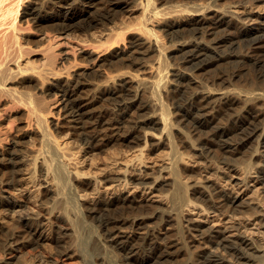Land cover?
Masks as SVG:
<instances>
[{
  "label": "bare ground",
  "instance_id": "obj_1",
  "mask_svg": "<svg viewBox=\"0 0 264 264\" xmlns=\"http://www.w3.org/2000/svg\"><path fill=\"white\" fill-rule=\"evenodd\" d=\"M130 1L0 0V210L16 207L17 203L10 198L16 194L14 190L25 176L37 187L32 192L37 193L34 197L45 198L43 200L51 198L50 206L49 200H46L47 209L19 218L12 228L4 233L0 232V264H29L27 262L33 260L30 256L35 255L36 250L43 251L44 244L48 241L47 233L45 234L48 231V226L45 228L47 224L55 225L49 229L53 238L49 240L51 243L48 242L49 245H54L55 251L43 253L37 264H121L117 261L116 254L120 255L122 264H164L175 245L172 246V242L166 240L167 235L166 238L159 235L156 225H149L153 219L157 221V226L164 223L171 225L179 234V239L173 244H179L181 250H190L192 241L189 242V239L197 235L204 239V244L209 245L210 249H204L203 244L198 243L196 250L199 248L200 251H188L189 257H186L184 264H264V251L263 255H256L258 250L252 240L240 237L228 241L213 229L204 231L206 229L192 226L191 219L184 214V207H189L190 204H199L207 211L213 208L222 212H235L238 202V197L231 190L220 188L215 181L209 183L201 179L193 183L187 182V177L190 179L200 174L188 166L186 158L189 155L232 166L236 151L252 145L254 159H264V121L260 119L264 111L257 109L262 107L258 106L260 102L264 103L263 81L259 82L263 85L255 80L241 85L233 82L237 84L236 88L229 90L216 87L218 79L215 77L206 84L196 78L198 72L216 62L238 60L235 62L239 63L234 64L233 70L227 74L231 82L238 76L237 65H246L249 56L252 62L261 63L264 59V25L257 23L258 18L240 16L229 7L207 10L199 7L200 5L195 6V3L189 4L191 0H182L175 1L176 4H172V7L175 6L170 11L171 6L167 9L162 4L165 8L160 6L161 9L156 0H139L143 7V17L150 23V27L148 24L139 25L140 20L135 22L137 26L135 23V26H129V22V25L125 24L127 20L123 21L125 25L121 24L123 27H119L120 29L114 25L115 28L108 30L105 26L109 23L111 25L116 14L130 6ZM163 1L165 0L159 3ZM166 1L169 4L170 1ZM240 1L252 4L257 0ZM94 6L95 11L91 10ZM191 8L192 13L200 12V15L183 20ZM168 13H171V19L166 15ZM160 14L163 17H159ZM162 22L164 23L158 30L152 28ZM99 24H103L108 30L105 33L107 41L101 42L99 37V45L95 46L96 49L91 54L87 53L91 59L83 60L87 57L84 55V58L80 56L82 59H78L74 54L78 51L77 46L71 41V34L78 29L89 34ZM133 29L136 32L140 30L141 34L126 44L128 31L132 30V33ZM183 31H187L190 37L179 38L180 43L176 49L178 55L169 56L168 47L163 43V35H168L172 41ZM151 35L155 37L152 38ZM84 46L81 43V48ZM91 48L93 50L94 47ZM150 52L157 54V66H145L146 73L135 82L121 77L124 68L144 64L141 59ZM151 55L155 57L154 54ZM177 56L180 65L178 68H171L174 65H170L168 59ZM143 64L142 66L145 65ZM104 65L120 73H106L109 70L107 66L106 71L102 68L103 71H100V67ZM92 74L101 78L104 74L106 76L103 81L98 78L100 82L92 78L96 81L93 80V86L88 83ZM224 76L222 74L217 78ZM192 85L196 88L190 89ZM88 86L94 87L92 94L89 93ZM146 92L155 100L154 111H150L153 105L143 100ZM59 93H62L61 98ZM89 99L93 102H89ZM96 99H107L112 108L99 111L94 105L91 107ZM243 101L245 106L242 105L240 112L232 110ZM61 112L64 114V118L61 117L64 122L59 121L61 118L57 119L58 116L55 118ZM134 115L137 117L132 118ZM219 115L226 117L221 121L222 119H218ZM216 120L219 122L216 123ZM69 134L74 138L72 144L69 143L71 141L62 139ZM159 145L170 148V156L165 150L170 157L166 156L169 161L166 160L168 162L163 168L151 173L141 169L144 174H151L147 180H139L133 175L136 171L135 168L131 169L134 165L130 166L133 161L126 165L123 174L106 175L104 172L103 177L96 176V171H92L95 174L89 170L87 171L91 174L84 173L78 167L81 163L80 155L86 149L104 150L114 146V149L117 148L124 154L127 148H134L137 163L140 161L145 164L147 149ZM117 155L115 154L116 157ZM252 160L253 158L249 166L256 161ZM71 163L78 165L71 169ZM260 172L264 181V168ZM219 173L221 172L215 171L218 176ZM165 174L169 175L168 179L158 182ZM38 176L43 177V181H37ZM108 182L115 184L116 191L133 185L144 190L155 188L163 191L164 195L166 192L165 198L164 195L161 198H167L169 207H163L167 208L163 212H150V215L133 213L134 210L130 209L128 203L134 200L121 193L111 200L98 199L92 206L83 201L85 199L82 198L87 197L88 193L86 186L109 185ZM48 183H52L51 187H42ZM89 219L96 221V226L103 232L101 235L95 234V225L90 224ZM141 225L146 230L140 240L134 233L123 231L125 227L135 229ZM62 240L65 245L61 244ZM212 248H221L224 254ZM30 264H34L33 261Z\"/></svg>",
  "mask_w": 264,
  "mask_h": 264
},
{
  "label": "rangeland",
  "instance_id": "obj_2",
  "mask_svg": "<svg viewBox=\"0 0 264 264\" xmlns=\"http://www.w3.org/2000/svg\"><path fill=\"white\" fill-rule=\"evenodd\" d=\"M130 1V0H129ZM132 1V3H130L129 5L130 6H128L127 7V9L125 8L124 10H123V12H122V14H121V12H118V13H120V14H116V17H115V20L117 19V21H113L112 23H111V25H110V23H109V25H106L105 27L106 28H108V30H109V28H115V26L117 27V28H121V27H123L121 24H123V21H127V23H125V24H127V25H129L128 24V22L130 23V25L129 26H135L133 23H137L138 22V20H140V22H138V23H140L139 25H147L148 24V26L150 27L151 25H150V23H148V22H146L145 21V16H144V14H143V10H142V4L140 3V2H138L139 0H137L136 2H135V0L133 1V0H131ZM130 1V2H131ZM158 1V2H157ZM160 1H162V0H156V2L159 4L158 5V7L159 8H161L162 9V7H160V6H164V5H166V8L168 9V7H170L171 6V8L172 9H170V11H172L173 10V8H174V6L175 5H173V7H172V4H176V2L177 1H182V0H173V1H171V0H168V1H170L169 2V4H168V2L165 0V1H163L161 4L159 3ZM176 1V2H175ZM185 1V0H184ZM186 1H190V0H186ZM185 1V2H186ZM225 3H224V2ZM234 1V2H233ZM229 0V1H225V0H191L190 2H189V4L190 3H192V5L194 4L195 6H199V7H202L203 9H217V8H230L231 9V11H233V12H235L236 14H239L240 16H252L253 18H258V22L257 23H260L261 25H264V0H257V1H253L252 2V4L251 3H249V2H244V4H243V1H238V0ZM97 2V1H96ZM95 2V3H96ZM133 2H135V6H134V3ZM214 2H216V5H215V3ZM229 2V3H228ZM231 2H233V3H231ZM236 2H238V3H236ZM242 4H241V3ZM97 3H99V2H97ZM138 3V4H137ZM197 3V4H196ZM239 3H240V5H239ZM249 3V4H248ZM162 4H164V5H162ZM171 4V5H170ZM232 4V5H231ZM99 5V4H98ZM141 5V6H140ZM168 5V6H167ZM223 5V6H222ZM232 6V7H231ZM131 7V8H130ZM139 7V8H138ZM205 7V8H204ZM163 8H165V6L163 7ZM129 9V10H128ZM222 9H220V10H222ZM91 10H94L95 11V6H94V9L92 8ZM142 11V12H141ZM192 11H193V9L191 8V11H189L190 13H186L187 14V17H185L184 16V19L183 20H186L187 18H192V17H196V16H199L200 15V12L199 13H196V12H193L192 13ZM139 12V13H138ZM117 13V12H116ZM145 13V12H144ZM196 13V14H195ZM139 14H140V16H139ZM194 14V15H193ZM146 15V14H145ZM167 16H169L168 18H172V16H171V13H168V14H166ZM142 16V17H141ZM144 16V17H143ZM167 16H164V18L166 17L167 18ZM118 17H120V19L118 18ZM124 17V18H123ZM135 17V18H134ZM140 19H139V18ZM159 17H163V15L162 14H160L159 15ZM131 18H132V20L134 21H132L131 20ZM134 18V19H133ZM170 18V19H171ZM130 19V20H129ZM136 19V20H135ZM121 21V22H120ZM131 21H132V24H131ZM141 21L143 22V23H145V24H143V23H141ZM162 21V20H161ZM116 22L118 23V24H116ZM135 23V24H136ZM164 22H162V23H160V24H158L157 26H154V27H152V28H154V30H158V27L160 28L161 27V25L163 24ZM125 24H123V25H125ZM115 25V26H114ZM121 25V26H120ZM138 24H136V26H137ZM103 24H99L98 26H95V27H93L90 31H89V34H86V32L84 31V30H82V29H78L77 31H75V32H73L71 35H72V37L70 36V38H71V41L73 42V44L75 45V46H77L76 47V49L79 51H76V53H74L76 56H78V59H82V57H83V55H84V57L85 56H87V57H83L84 59L83 60H90L91 59V57L89 58V56H90V52L91 51H94L95 49H96V45L98 44L99 45V43L100 42H98V40L99 41H101V39H102V41L101 42H105V41H107L106 40V34L108 33V30H106L105 29V27H104V29H103ZM108 26V27H107ZM99 27V28H98ZM119 28V29H120ZM103 30V31H102ZM95 32V33H93V32ZM100 31V32H99ZM102 31V32H101ZM131 31L132 30H130V31H128V34H127V37H126V40H125V42H126V44L128 43L129 44V42L131 41V40H133L134 38H136L139 34H141V32H140V30L139 31H137V32H140V33H137L136 32V30L135 29H133V32L131 33ZM90 32H91V34H90ZM97 32V33H96ZM107 32V33H106ZM106 33V34H105ZM131 33V34H130ZM76 34V35H75ZM78 34V35H77ZM85 36H84V35ZM94 34H97V35H94ZM189 33L187 32V31H183L181 34L180 33H178L177 34V38H175L174 40H170L169 39V36L168 35H166V36H164L163 35V43L168 47V50H167V53H169V56H175V54H177L178 55V53H176V49L178 48V45H179V43H180V40H179V38L180 39H182L183 37L185 38L186 37V39H188V37H190V35H188ZM86 35H87V37H86ZM93 35V36H92ZM100 35V36H99ZM66 36V35H65ZM76 36H78L77 38H76ZM98 36V37H97ZM101 39H100V38ZM106 37V38H105ZM151 37L152 38H154L155 37V35H154V37L151 35ZM79 38H81L82 40H80ZM83 38H84V40H83ZM183 38V39H184ZM79 40L78 42H77V40ZM89 41V42H87V40ZM92 39V40H91ZM94 39V40H93ZM105 39V40H104ZM91 40V41H90ZM176 40V41H175ZM76 41V42H75ZM84 41H86V43L84 42ZM94 41V42H93ZM94 43V46H91V44H93ZM98 42V43H97ZM77 43L79 44L80 43V45L78 46L77 45ZM81 43L83 44V46L84 45H86V46H84L83 48H81ZM90 44L89 46H88V44ZM97 45V46H98ZM88 46V48H86ZM91 47H94L93 48V50H92V48ZM172 47V48H171ZM80 48V49H79ZM84 48H86V49H84ZM174 48V49H173ZM84 49V50H83ZM83 50V51H82ZM170 50V51H169ZM173 50V51H172ZM88 51V52H87ZM85 53V54H84ZM87 53H90V54H87ZM80 54V55H79ZM151 54H154V58H153V55H151ZM152 57H151V56ZM41 56V55H40ZM39 56V57H40ZM80 56H82L81 58H80ZM148 56H149V58H148ZM158 56H157V54H155V53H153V52H150L148 55H146L145 56V58L144 59H141L142 60V62H144V64L143 63H141V65L140 64H135V66H133V65H131L130 67H126V68H124V74H122L123 76H121L122 78L124 77V78H127V79H132V81L133 82H135V81H137V79H138V77H142V76H144L143 74H145L146 73V70H145V66H148V67H150V66H153V65H155V66H157L158 65V58H157ZM151 58H153V59H151ZM171 58H172V60H171ZM170 59H168L169 60V62H170V65H174V66H170L171 68H178L179 67V65H180V61H179V58H178V56L177 57H171ZM174 58H176V59H174ZM251 57L249 56V58L247 59L248 60V62H247V64L246 65H237V72H238V76L237 77H235V78H233L234 80H232L231 82H232V84H231V82H230V77H227V74L228 73H230L232 70H233V68L235 67V65L234 64H238L239 62H235V61H238V60H230V62L228 61V63H227V61H222V62H216V63H214L213 65H211L209 68H206V69H204V70H202V71H200V72H198V74H196V78L200 81V82H203V84H206V83H209L210 81L209 80H211L212 79V77L214 78H216V79H218L217 80V83L215 84V86L216 87H221L222 89H229V90H233L234 88L233 87H235L236 88V85L237 84H235V83H238L239 85H241V84H246V83H248V82H251V81H254L255 80V82L256 83H258V84H261V83H263L264 84V59H263V61L261 62V63H255V62H252L251 61V59H250ZM263 58V57H262ZM145 59H147V60H145ZM140 60V61H141ZM177 61V62H175V61ZM155 61V62H154ZM174 62L175 64H172V63ZM225 62V63H224ZM177 63H179V64H177ZM142 64L144 65V66H142ZM254 64V65H253ZM107 65H104V67L103 66H101L100 67V71H106V69L105 68H109V66H107ZM139 66H141V67H139ZM133 67H134V69H133ZM103 70H102V69ZM107 68V69H108ZM130 68H131V70H130ZM137 68V69H136ZM139 68V69H138ZM141 68V69H140ZM239 68V69H238ZM249 68V69H248ZM111 68H109V70H110ZM127 69V70H126ZM106 71V73H111L112 74V72L114 73H116V71H114L113 69L112 70H110V71ZM126 70V71H125ZM138 70V71H137ZM140 70V71H139ZM142 70L144 71V72H142ZM135 71V72H134ZM210 71V72H209ZM255 71V72H254ZM127 72V73H126ZM128 72H129V74H128ZM138 72V73H137ZM202 72V73H201ZM220 72V73H219ZM93 73V72H92ZM114 73V74H115ZM120 72L118 71L117 73H116V75H118ZM122 73H123V71H122ZM131 73V74H130ZM205 73V74H204ZM93 74H95V73H93ZM93 74H92V77L89 79V81H88V83H92L93 84V86H94V84L95 83H93V80L95 79H97L96 81L97 82H100L99 81V79L101 78V77H96V76H93ZM113 74V75H114ZM128 74V75H127ZM136 74H138L137 76H136ZM225 75L223 78H217V76L219 77L220 75ZM256 74H257V76H256ZM127 75V76H126ZM132 75H133V77H132ZM197 75H199V76H197ZM215 75V76H214ZM217 75V76H216ZM105 74H104V77H102L101 78V80L103 79L104 80V78H105ZM126 76V77H125ZM131 76V77H130ZM136 76V77H135ZM255 76V77H254ZM96 77V78H95ZM120 77V76H119ZM136 79H135V78ZM210 77V78H209ZM227 79H226V78ZM247 79H246V78ZM250 77V78H249ZM252 77V78H251ZM254 77V78H253ZM92 78H94V79H92ZM99 78V79H98ZM229 78V79H228ZM263 78V79H262ZM133 79H135V80H133ZM244 79V80H243ZM253 79V80H252ZM94 80V82H96ZM102 80V81H103ZM205 80V81H204ZM208 80V81H207ZM223 80V81H222ZM238 80V81H237ZM259 80V81H258ZM261 80L263 81V82H261ZM227 81V82H226ZM229 81V82H228ZM240 81V82H239ZM244 81H245V83H244ZM219 82V83H218ZM233 82H235V83H233ZM259 82H261V83H259ZM87 83V82H86ZM92 84H90V85H92ZM219 84V85H218ZM230 84V85H229ZM263 84H261V85H263ZM223 85V86H222ZM234 85V86H233ZM93 86H91L90 88H91V90H90V88H89V86H88V88H89V93H93L92 91H93V89H94V87ZM227 86V87H226ZM95 87H96V85H95ZM193 87L194 88H196L194 85H192V87H190V89H193ZM224 87H226V88H224ZM230 87V88H229ZM87 93V92H86ZM62 93H59V98H61V95ZM147 94V95H146ZM148 96V97H147ZM145 97V98H144ZM149 98V99H148ZM143 100H145L147 103H149V104H152L153 105V103H155V100H153V98L152 97H150V94H149V92L147 93H145L144 94V96H143ZM151 100H153V101H151ZM90 101H92L91 99H89V102ZM104 101H106V102H104ZM108 100L106 99H96L95 101H94V103H88V104H91L90 106L92 107V105H94L95 107H96V109L97 110H110V108H112V104H111V102L110 101H108ZM144 101V102H145ZM61 102H62V100L61 101H59V103L61 104ZM102 102H103V105H102ZM145 102V103H146ZM242 103H244V101L243 102H241V103H239V104H236L233 108H232V110L233 111H235V112H240V109L242 110V108H243V106H245L244 104H242ZM101 104V105H100ZM102 106V107H99V106ZM108 105V106H107ZM243 105V106H242ZM110 106V107H109ZM151 106V105H150ZM258 106H262V107H257V109L258 110H262V111H264V103L262 104V102H260V104L258 105ZM90 107V108H91ZM103 107H105V109L103 108ZM106 107H108V108H106ZM152 107V108H151ZM150 107V111H154V109H155V106L153 105V106H151ZM98 108H101V109H98ZM173 109H174V107H172ZM261 108V109H260ZM57 116H58V118H57ZM61 117H63L64 118V114H63V112H61L60 113V115L59 114H57L56 116H55V118H57V119H59V118H61ZM135 117H137V115L135 116H133L132 118H135ZM225 117H226V115L225 116H221V115H219V120L220 119H222L221 121H223L224 119H225ZM63 118H61V119H59V121H61V122H64V120H63ZM260 119L262 120V121H264V114L260 117ZM217 122H219L218 120H216V123ZM66 125H68V124H66ZM178 128V127H177ZM156 132V134H158L157 132L158 131H155ZM70 137V138H69ZM65 138V139H64ZM63 140H67V141H71V142H69L70 144H72L73 143V139L74 138H71V135L69 134V136L67 137V136H63V138H62ZM73 140V141H72ZM77 145V144H76ZM249 146V147H248ZM248 146H246V147H244V148H241L238 152L236 151V153L234 154V158L236 159H234L233 158V162L235 163L236 162V164H234V163H232V166H229L228 164H225V163H221V161H220V164H218L216 161L214 162V160L212 159V161L213 162H211V159L209 160V159H204L203 157H200V158H198V156L196 155V156H194L193 155V158H192V155H189L187 158H186V161H187V164L189 163V165L188 166H190V168H192L193 169V171H195V172H197V173H200L199 175L197 174L196 175V177H193V178H186V181L187 182H190V183H193L194 181H200L201 179H203L202 181H205V182H209V183H211V182H217L218 184H219V186H220V188H222V189H224V190H231L233 193H234V195L235 196H237L238 198V202H237V205H236V210H235V212H234V210H231V211H228V212H222V211H220V210H215V209H213V208H211V209H208V211H207V209H205V208H203V206L201 207V205H199V204H190L189 205V207L188 206H186V207H184V214L187 216V218H190L191 219V225L192 226H194V227H197L198 229H201V230H204V229H206V230H204V231H207L208 229L209 230H212L213 229V231L215 232L216 231V233L218 232H220V234L224 237V238H226L228 241H234V240H236V239H238V238H240V237H243L244 239H247L248 241H251L252 240V242L254 243V246L257 248V250H258V252L256 253V255H258V256H261V254L263 255V251H264V181H263V179L261 178V172H260V170H262L264 167H262V164L264 163V159H262V158H256L255 157V159H254V148L252 147V145H248ZM165 147V148H164ZM252 147V148H251ZM115 147L113 146V148L112 149H114ZM138 148V147H137ZM167 148V149H166ZM112 149H110V148H107V149H104V150H102V149H99V150H93V151H89V149H88V151H86V150H83L82 151V153H81V155H80V158H81V160H80V164L82 165H78V164H75V166H74V163H71V165H70V167H71V169H73V168H75L76 167V165H78V167L79 168H81V170H82V172H84V173H90V172H92V171H96L95 173H97V174H95V173H93V174H95L96 176H99L100 177V175H101V177H103L104 176V172H105V174L107 173V174H110V173H112V174H110V175H115L116 173H118V175H120V174H123L124 173V171H125V168H126V165H128L131 161H133L132 163L133 164H130V166L131 165H134V166H132L131 167V169H134L135 168V170L136 171H134L133 172V175H135V177L137 178V179H139V180H147V179H149L151 176V174H144L143 172H141V169H146V172L148 171V172H150L151 173V171H155V170H158V169H161V168H163L167 163L166 162H168L169 161V159H167V157L166 156H170V148L169 147H167V146H155L154 148H150L149 150L147 149V152H148V158L145 160V164H141L140 163V161H139V163H137V159L136 158H134L135 157V149L134 148H132V149H130V148H127L128 150L127 151H124L125 153L123 154V151H121V150H119V149H114L113 150V152H112ZM250 149V150H249ZM108 150H110L109 152H111V154L109 155V153H108ZM165 150H166V152L168 153V155L165 153ZM104 153H103V152ZM117 151H119L118 153H117ZM134 151V152H133ZM98 152V153H97ZM102 154H100V153ZM84 153V154H83ZM86 153V154H85ZM96 153H97V155H96ZM106 153H108V154H106ZM120 153H122L121 155H119ZM164 153V154H163ZM190 153V152H189ZM105 154V155H104ZM115 154L117 155V157L115 156ZM190 154H192V152L190 153ZM96 155V156H95ZM93 156V157H92ZM112 156H114V157H112ZM168 156V157H169ZM99 157V158H98ZM103 157V158H102ZM104 157H106V158H104ZM112 157V158H111ZM196 157V158H195ZM251 157V158H250ZM170 158V157H169ZM253 158V160L252 161H255L254 162V164L253 165H251V166H249V164H250V161H251V159ZM115 159H117L116 161H115ZM135 159V160H134ZM188 159V160H187ZM137 160V161H136ZM166 160H168V161H166ZM189 160H190V162H189ZM206 160H208V161H206ZM261 160V161H260ZM238 161V162H237ZM118 162H120V163H118ZM122 162V163H121ZM247 162V163H246ZM261 162V163H260ZM113 163H115V164H113ZM124 163V164H123ZM127 163V164H126ZM212 163V164H211ZM216 163V164H215ZM243 163V164H242ZM122 164V165H121ZM141 164V165H140ZM208 164V165H207ZM236 166H234V165ZM258 164V165H257ZM217 165V166H216ZM227 165V166H226ZM101 166V167H100ZM104 166V167H103ZM114 166V167H113ZM136 166V167H135ZM200 166V167H199ZM207 166V167H206ZM222 166V167H221ZM97 167H99V168H97ZM195 167V168H194ZM213 167V168H212ZM232 167V168H231ZM244 167V168H243ZM151 168V169H150ZM154 168V169H153ZM235 168V169H234ZM102 169V170H101ZM105 169V170H104ZM123 169V170H122ZM245 169V170H244ZM246 169H248L247 171H246ZM87 170H89L90 172H88ZM98 170H100V172H97ZM123 172H122V171ZM138 170V171H137ZM216 170H218V172H221V173H219V176H218V174H215V171ZM220 170V171H219ZM250 170V171H249ZM87 171V172H86ZM109 172V173H108ZM202 172V173H201ZM210 172V173H209ZM102 173H103V175H102ZM114 173V174H113ZM142 173V174H141ZM228 173V174H227ZM91 174V173H90ZM106 174V175H107ZM144 174V175H143ZM221 174V175H220ZM146 175V176H145ZM216 175V176H215ZM226 176V177H225ZM25 177H27V176H25ZM23 178L22 179V181H20L21 183H19V185L17 186V188H16V190H14V193H16L15 195H17L18 197H16L15 195H11V200H13L14 202H16L17 203V205H16V207L14 208V207H11V210L10 209H8V210H0V232H2V233H4V232H6L9 228H12L13 226H14V223H16L17 222V220H19V218H23V217H25V216H31V215H35L36 214V212L38 213L39 212V210H44L45 208L47 209L48 207H47V205H48V202L50 203L48 206H50L51 205V198H46V200H49L48 202H46V200H43V199H45V198H37V196L36 197H34L37 193H32L33 191H35L36 189H37V187H35V186H33V183L31 182V180L30 179H28V177L27 178ZM168 177H169V175H167V174H165V179L163 178V179H159L158 180V182L159 181H161V182H163V181H165L166 180V178L168 179ZM199 177H201V178H199ZM209 177V178H208ZM220 179H219V178ZM40 178V179H39ZM218 178V179H217ZM199 179V180H198ZM210 179V180H209ZM38 180H40V181H43V177H40V176H38L37 177V181ZM193 180V181H192ZM218 180V181H217ZM221 180V181H220ZM230 180V181H229ZM201 181V182H202ZM109 183V185L106 183V184H100V186H98V187H96L94 184L93 185H88V186H86V187H88V193H87V197H85V198H82V199H85V200H83L84 202H86V204H88L89 206H92V205H94L93 203H95V201L96 200H98V199H104V200H111V199H113V197H115L116 195H118V194H125L126 196H128V197H130L131 199H133L134 201L132 202V203H128V205L130 206V209L131 210H134L133 211V213H143V214H145V215H150L152 212L154 213H156V212H163V210L164 209H167L169 206H168V204H169V202H168V200H167V198L164 200V198H165V196H166V192H165V195H164V192L163 191H161V190H157V189H155V188H151L150 190L149 189H146V190H144L142 187H140V186H133V185H128L127 187H126V189H122L121 191L120 190H118V191H116L115 190V188H114V186H115V184L114 183H110V182H108ZM112 184V185H111ZM114 184V185H113ZM26 185V186H25ZM50 186L51 187V185H52V183L50 184V183H48V184H44V185H42V187L44 188L45 186ZM101 185H103V186H101ZM107 185V186H106ZM111 185V186H110ZM46 186V187H47ZM95 186V187H94ZM28 187H30V188H28ZM100 187V188H99ZM34 188V189H33ZM138 188V189H137ZM92 190V191H91ZM109 192H108V191ZM110 190H111V192H110ZM112 190H114V191H112ZM143 190V191H142ZM156 190V191H155ZM117 193H116V192ZM158 191V192H157ZM161 191V192H160ZM31 192V193H30ZM92 193V194H91ZM163 193V194H162ZM98 194V195H97ZM115 194V195H114ZM130 194V195H129ZM114 195V196H113ZM160 195V196H159ZM162 195V196H161ZM163 195H164V198H161V197H163ZM91 196V197H90ZM112 196V197H111ZM90 197V198H89ZM53 199V198H52ZM44 201L45 203H47V204H43L44 202H41V201ZM138 200V201H137ZM156 202V203H155ZM162 202V203H161ZM166 202H167V204H166ZM151 203H153V204H151ZM144 204V205H143ZM159 204H160V206H159ZM240 204V205H239ZM194 205V206H193ZM199 205V206H198ZM246 205V206H245ZM46 206V207H45ZM149 206V207H148ZM155 206V207H154ZM161 206H162V208H161ZM163 207H167V208H164L163 209ZM191 207V208H190ZM195 207V208H194ZM43 208V209H42ZM134 208V209H133ZM189 208V209H188ZM248 208V209H247ZM256 208V209H255ZM160 210V211H159ZM204 210V211H203ZM213 210H215V211H213ZM260 210V211H259ZM17 211V212H16ZM139 211V212H138ZM237 211V212H236ZM249 211V212H248ZM257 211V212H256ZM151 212V213H150ZM187 213V214H186ZM261 214H263V215H261ZM90 221V224H92L93 226L95 225V229H96V232H95V234L97 235V233L98 234H102L103 232H102V230H100V228H98L96 225V221H93V220H91V219H89ZM46 223H47V221H45ZM92 222V223H91ZM155 222H156V224H155ZM11 223V224H10ZM151 223V224H150ZM149 223V225L151 226V225H156V231L159 233V235L160 236H162V237H165L166 238V235H167V238H166V240L168 241V242H172V246L173 245H175V246H171L172 248H171V256H170V258L168 259V260H166L165 261V263L166 264H184V263H186V259L189 257V253H188V251L189 252H193L192 250H194V252H198V251H200V249L198 248L197 250H196V247H198L197 246V244L198 243H200L201 242V244H203V246L202 247H204V249H210V247H209V245L208 244H204V239H202V238H200L199 237V235H197V236H194V237H192L193 238V240H192V238L191 239H189L190 241L189 242H191L190 243V245H191V249L190 250H188L187 251V249L185 248V250L184 249H180V245L178 244V245H176V244H173V242H176L178 239H179V234H177V232L175 231V230H173L172 229V227H171V225H168L167 223H164V224H162V225H160V226H157V221L155 220V219H153L151 222ZM154 223V224H153ZM5 224V225H4ZM188 223L186 222L185 223V225H187ZM48 226V227H47ZM55 225H46L45 226V228H46V230H48V231H45V234H46V236H47V238H46V245L44 244V248L42 249L43 251H41V252H39L40 250H38V252H36L35 251V255H36V253H38L37 255L38 256H35V255H31L30 256V259H32V257H33V263L34 264H37L38 263V261H40L39 259H41V255H43V253H45V254H47V252H49V253H51V251L53 252V251H55L54 249H55V247L53 248V246L52 245H49L48 244V242H50L51 243V241H49V240H51L52 238H53V233H51L50 232V230H51V228L50 227H54ZM142 226V225H141ZM137 226V228H135V229H131V228H127L126 229V227H125V229H123V231H125V232H127V233H134L135 235H136V238H138L139 240L142 238V234H144L145 233V230H146V228L144 227V226ZM163 226V227H162ZM211 226V227H210ZM142 228V229H141ZM143 228H144V230H143ZM158 228V229H157ZM162 228V229H161ZM168 228H169V230H168ZM186 228V227H185ZM203 228V229H202ZM50 229V230H49ZM193 229H195V228H193ZM136 230V231H135ZM165 231H167V232H165ZM142 232V233H141ZM169 232V233H168ZM173 232H175L174 234H173ZM161 233V234H160ZM169 234H172V235H169ZM170 236V237H169ZM172 236V237H171ZM52 237V238H51ZM140 237V238H139ZM169 238V239H168ZM177 238V239H176ZM197 239V240H196ZM201 239H202V241H201ZM255 239V240H254ZM170 240V241H169ZM66 241V240H65ZM165 241V240H164ZM163 241V242H164ZM63 242V243H62ZM262 242V243H261ZM261 243V244H260ZM61 244H64L65 245V242L62 240L61 241ZM258 244V245H257ZM49 246H52V247H49ZM193 246H195V248L193 247ZM48 247V248H47ZM176 248H178V249H176ZM193 248V249H192ZM259 248V249H258ZM39 249H41V248H39ZM56 249H57V247H56ZM214 249V251L216 250L218 253H223L224 254V251L223 250H221V248H218V249H216V248H212V250ZM259 250H262V251H260L259 252ZM183 251V252H182ZM113 254L115 255L116 253H115V250H113ZM173 252V253H172ZM178 252V253H177ZM263 252V253H262ZM45 254H44V256H45ZM188 254V255H187ZM116 256V259H117V261L120 263L121 262V264H122V259H120V255H118L117 256V254L115 255ZM172 257V258H171ZM187 257V258H186ZM34 258H36V259H34ZM31 260H29V262H27V263H31L32 262ZM150 263H153V262H150ZM150 263H148V264H150ZM164 263V264H165ZM123 264H124V262H123ZM154 264V263H153Z\"/></svg>",
  "mask_w": 264,
  "mask_h": 264
}]
</instances>
